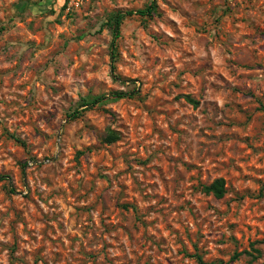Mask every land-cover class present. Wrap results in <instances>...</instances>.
Returning <instances> with one entry per match:
<instances>
[{
	"label": "rangeland",
	"instance_id": "rangeland-1",
	"mask_svg": "<svg viewBox=\"0 0 264 264\" xmlns=\"http://www.w3.org/2000/svg\"><path fill=\"white\" fill-rule=\"evenodd\" d=\"M0 264H264V0H0Z\"/></svg>",
	"mask_w": 264,
	"mask_h": 264
},
{
	"label": "trees",
	"instance_id": "trees-1",
	"mask_svg": "<svg viewBox=\"0 0 264 264\" xmlns=\"http://www.w3.org/2000/svg\"><path fill=\"white\" fill-rule=\"evenodd\" d=\"M153 8V4L151 6L148 7V9L146 10L147 13H150V10ZM139 14L144 15L145 11H138ZM122 20V15L121 14H116L112 20L110 21V25H111V30H112V34H113V40L112 43H114L115 39L119 36V25L121 23ZM113 45V44H112ZM113 67V66H112ZM126 94L122 91H114L109 93L110 97H122L125 96ZM106 98V96L101 95L99 97H96L94 99H92L89 103L91 105H96L98 102L104 100ZM203 189L207 192V193H212L215 197L217 198H221L224 194V182L222 179H216L214 182H212L209 186H204ZM239 256V253H234L231 256V260L236 259Z\"/></svg>",
	"mask_w": 264,
	"mask_h": 264
}]
</instances>
